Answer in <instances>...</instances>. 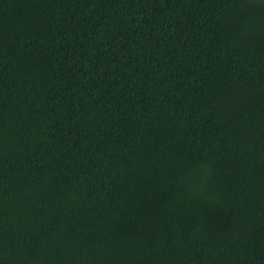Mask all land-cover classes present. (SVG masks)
Returning a JSON list of instances; mask_svg holds the SVG:
<instances>
[{
  "label": "trees",
  "instance_id": "trees-1",
  "mask_svg": "<svg viewBox=\"0 0 264 264\" xmlns=\"http://www.w3.org/2000/svg\"><path fill=\"white\" fill-rule=\"evenodd\" d=\"M0 264H264V0H0Z\"/></svg>",
  "mask_w": 264,
  "mask_h": 264
}]
</instances>
